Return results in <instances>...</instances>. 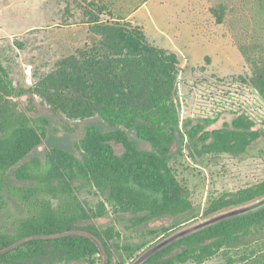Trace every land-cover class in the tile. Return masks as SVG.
Instances as JSON below:
<instances>
[{
  "label": "trees",
  "instance_id": "16d2710c",
  "mask_svg": "<svg viewBox=\"0 0 264 264\" xmlns=\"http://www.w3.org/2000/svg\"><path fill=\"white\" fill-rule=\"evenodd\" d=\"M101 11L88 21L95 44L60 60L42 91L68 116L97 114L106 122L107 130L87 126L74 144L78 154L58 144L45 159L32 157L19 165L46 141L50 120L20 108L18 98L27 91L14 86L0 58V213L8 206L7 196L17 198L27 212L14 232L0 228V264H95L98 254L103 264H121V250L133 260L154 242L121 245L116 228L79 222L105 216L108 207L116 213H131L136 225L189 212L194 205L188 188L170 164L178 137L187 138L190 157L195 159L207 154L238 156L264 136V130L244 113L221 128L206 130L197 124L183 130L177 53L153 45L145 29L132 21L104 20ZM212 12L223 23L225 6L212 7ZM240 49L253 67L254 87L264 98L262 46L240 45ZM138 139L150 148L141 147ZM114 144L122 145L124 151L117 153ZM14 167L18 180L33 184L11 183L8 173ZM83 190L103 199L93 207L82 198ZM261 197L264 180L214 198L205 215ZM263 229L264 206L180 237L142 264H202Z\"/></svg>",
  "mask_w": 264,
  "mask_h": 264
},
{
  "label": "rangeland",
  "instance_id": "374dc122",
  "mask_svg": "<svg viewBox=\"0 0 264 264\" xmlns=\"http://www.w3.org/2000/svg\"><path fill=\"white\" fill-rule=\"evenodd\" d=\"M219 5L225 6L223 23H218L212 12V7ZM97 7H101L104 20L132 21L145 29L153 45L177 53L183 130L197 124L206 130L221 128L242 113L264 130V98L254 87L253 67L240 49V45L257 44L262 46L264 55V0H0V58L14 86L27 91L18 98L20 108L32 116L41 115L50 120L46 141L19 165L32 157L45 159L48 150L58 144L78 154L74 144L84 136L87 126L108 129L99 115L68 116L52 103L47 93H42L46 90V77L60 60L95 44L88 21L100 12ZM210 119L216 122L209 124ZM128 131L136 137L133 131ZM138 141L141 147L150 148L146 141ZM114 147L119 154L124 151L120 144ZM170 164L179 181L188 188L194 205L189 212L136 225L131 213H116L108 207L110 211L105 216L79 222L116 228L121 234L117 239L121 245L154 242L133 260L128 253L119 251V263L141 264L139 258L165 240L264 205L261 197L205 215L214 198L264 180V136L244 154H207L195 159L190 157L187 138L183 140L179 136L172 148ZM14 170L15 167L8 173L11 183L33 184L18 180ZM81 196L93 207L103 199L86 190ZM7 199L8 206L0 213V228L14 232L15 224L27 212L17 198L7 196ZM174 226L172 233L164 234ZM160 234L164 237L158 240ZM102 260L99 254L95 256V264H103ZM202 264H264V229Z\"/></svg>",
  "mask_w": 264,
  "mask_h": 264
},
{
  "label": "water",
  "instance_id": "95a60500",
  "mask_svg": "<svg viewBox=\"0 0 264 264\" xmlns=\"http://www.w3.org/2000/svg\"><path fill=\"white\" fill-rule=\"evenodd\" d=\"M264 205H262V206H260V207H257V208H255V209H253V210H250V211H254V210H256V209H259V208H261V207H263ZM247 212H249V211H247ZM247 212H244V213H247ZM240 214H243V213H240ZM235 215H239V214H235ZM235 215H232V216H235ZM232 216H229V217H232ZM226 218H228V217H226ZM223 219H225V218H223ZM223 219H221V220H223ZM220 221V220H219ZM216 222H218V221H216ZM216 222H214V223H216ZM214 223H212V224H214ZM209 225H211V224H209ZM209 225H207V226H209ZM206 227V226H205ZM202 228H204V227H202ZM202 228H200V229H202ZM199 230V229H198ZM195 231H197V230H195ZM192 233V232H191ZM190 234V233H189ZM185 236V235H184ZM181 237H183V236H181ZM178 238H180V237H178ZM178 238H173V239H171V240H169V241H164V242H162V243H160V244H158L157 245V247H155L154 249H152V250H150L149 252H147V253H145L141 258H139V260H138V263H143L144 262V260L145 259H147L150 255H152L153 253H155L156 251H158L159 249H161L162 247H164L165 245H167L168 243H170V242H172V241H174V240H176V239H178Z\"/></svg>",
  "mask_w": 264,
  "mask_h": 264
}]
</instances>
